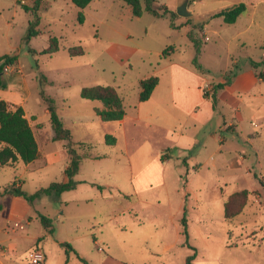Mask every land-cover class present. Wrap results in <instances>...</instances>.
<instances>
[{"label": "rangeland", "instance_id": "obj_1", "mask_svg": "<svg viewBox=\"0 0 264 264\" xmlns=\"http://www.w3.org/2000/svg\"><path fill=\"white\" fill-rule=\"evenodd\" d=\"M35 1L0 0V58L18 56L17 64L4 71L7 90L26 100L25 111L41 146L53 134L41 91L52 98L74 144L84 143L92 148L90 153L104 157L99 162L83 160L75 181L91 179L112 188L100 201L93 198L99 192L89 185L65 192L57 201H26L27 209L15 218V196H0V264H32L30 256L38 252L43 264H83L74 253H66L65 244L89 264H185L194 254L189 246L197 254L193 264H264V128L260 115L252 117L263 103L248 98L245 120L235 134L222 131L230 115L225 109L202 123L184 113L170 115L165 110L170 106L171 72L162 56L176 47L178 63L202 72L193 64L197 54L191 33L201 47L198 65L205 68V78L233 79L251 61L263 71L264 0H156L176 14L188 3L191 15L175 19L181 29L148 12L134 17L122 0H92L84 10L71 0H44L39 12L42 34L26 41L34 18L25 6L32 8ZM241 3L247 11L236 24L213 18ZM81 11L83 24L78 20ZM51 37L58 38L62 48L53 56L43 55ZM78 46L85 54L70 57L67 49ZM121 48L134 53H122ZM153 76L162 85L150 102L140 103V81ZM94 86L117 90L124 101V121L103 122L95 114L102 104L81 97L84 88ZM187 90L194 91L191 83ZM108 135L116 145L106 144ZM218 137L228 140L220 153ZM57 148L60 143L54 141L48 149ZM63 163L45 165L42 156L28 171L25 164L0 167V189L13 186L17 178L27 194L63 183ZM242 190L248 193L243 212L228 221L225 203ZM85 197L94 202H85ZM40 215L53 220L54 235H46Z\"/></svg>", "mask_w": 264, "mask_h": 264}, {"label": "trees", "instance_id": "obj_2", "mask_svg": "<svg viewBox=\"0 0 264 264\" xmlns=\"http://www.w3.org/2000/svg\"><path fill=\"white\" fill-rule=\"evenodd\" d=\"M44 0H36L34 6L29 8L25 6V10L31 12L34 21L30 24L27 36L25 40H31L32 38L38 37L42 34L39 29L40 25V8ZM72 3L81 10L87 8L92 0H71ZM127 4L132 11L134 17L140 18L145 12L150 13L156 18H167L170 20L171 27L173 29H181L175 25V19L178 17L177 14L167 7H159L156 0H122ZM247 11V6L245 4H238L231 8H227L213 15V18L223 19L226 25H234L238 19ZM78 20L81 24L85 21V16L83 11L79 13ZM188 37L192 42H194L196 48L197 57L194 59L193 64L196 65L200 71H202L201 66L198 65V56L200 54V45L194 38L193 34H188ZM62 48V45L58 38L51 37L49 40V46L42 51L43 55L53 56L57 54ZM264 50V46L262 47ZM175 51V48L169 47L163 52V57H168ZM70 57H79L85 54L82 47H71L67 49ZM30 53L36 54L34 51ZM18 62V56H4L0 58V90L8 89V81L4 76V71L7 67L15 66ZM256 66V63H253ZM44 78V77H43ZM45 79V78H44ZM159 78L156 76L150 77L148 79L142 80L140 82L141 93L139 95V102L144 103L150 100L156 87L159 85ZM231 84V79H227L225 84H219L213 88V92H205V97L211 99L214 110L217 106V93L218 91L224 89L226 86ZM41 96L44 102L47 104V109L50 114L51 125L54 131L53 140L56 142L64 141L67 142L66 145V159H68V167L65 170V175L68 178L67 183H53L48 188L41 189L34 194L25 193L21 187H16L15 185L6 187L0 190V196L12 195L15 197H21L30 204H34L36 201L40 200L42 197H51L55 201L59 200L61 195L65 192L73 191L77 188L78 182L75 181V177L80 171V166L83 160L92 158V153H90L92 148L84 143L74 144L71 131L68 130L63 120L59 117L55 101L45 96L44 92L41 91ZM81 97L90 101H98L102 104L101 107L95 109V114L103 122H121L126 116V110L124 107V101L119 95L116 89L113 87L105 86H94L90 88H84L81 91ZM15 108V109H14ZM117 140L108 135L106 136V144L113 146L116 145ZM0 145L2 148L0 150V167H8V165H13L18 162L23 164H31L41 160L42 153L39 151L38 143L36 141L34 131L31 127L30 122L26 118L24 109L20 106L11 107L9 104L0 100ZM87 149L89 153L79 154L76 148ZM94 187L103 190L104 188L95 184ZM129 198V197H126ZM248 193L243 190L231 195L224 206V216L228 221L233 220L239 216L247 203ZM39 219L46 232V235H54L55 229L53 220L47 216L40 215ZM182 225L184 228V235L186 236V243L188 244V231H187V220L183 218ZM40 240H44L41 238ZM69 252L74 253L80 262L83 264H89L83 260L75 249L69 245L65 244ZM190 249L194 251V254L186 259L185 264H193L197 258V254L191 246ZM68 261H66L67 263Z\"/></svg>", "mask_w": 264, "mask_h": 264}, {"label": "crops", "instance_id": "obj_3", "mask_svg": "<svg viewBox=\"0 0 264 264\" xmlns=\"http://www.w3.org/2000/svg\"><path fill=\"white\" fill-rule=\"evenodd\" d=\"M174 48H175V51L171 53V55L168 56L166 59V61H169L168 70L171 72L168 78L169 79V84H168L169 91L167 92L168 95L171 97L170 106L166 107L167 110L164 109L165 111L168 112V114L180 116L181 113L182 114L184 113L186 116L189 115L193 117L195 122L197 121L199 123H202V122H206L208 119L213 118L214 115H216V113L220 112L222 109H225L226 112H230V115L227 114L229 117L228 119H225L223 123L224 127L222 131L231 130V132L235 134L236 133L235 127H237L240 130V124L243 123L245 120L243 117V108H244V111L248 109V105H247L248 98H254L256 100L259 99L261 103L263 104L262 106H260V108H258L259 113L255 112L252 117H255L256 114L260 115L261 125L264 128V63L263 61L261 63L263 67V71H260L259 65L254 66L253 61H251V64L247 68L243 69L242 71H239L237 75H235V77L231 79V84L226 86L224 89L220 90L221 92L219 91L217 93L218 102H217L216 109L214 110L212 102L208 98L205 97L204 93L205 91L212 93L213 88L215 86L219 84H225L228 78L225 79L222 76L219 79L205 78L206 75L203 73L205 68L202 67L203 71L199 72V71L193 70L192 68L187 67L186 65H183L182 63H178L175 59H177L176 57L178 55L179 50H177L176 47ZM121 51L122 53L124 52L125 54H130V55L134 53V50L127 49V48L125 49L121 48ZM234 65L235 63L233 64V66ZM229 69L230 67L228 68V70ZM225 74H228V71L225 72ZM189 83L193 85L194 91L192 92H189L187 90V85ZM161 85H162V80L160 79L159 85L156 87L155 91L153 92L152 97L150 98L149 101L144 102V103H148L154 98L156 91L159 89ZM0 100H4L9 104L22 107L24 109L26 118L28 119V115L25 111L26 100L21 98V96H19L17 93L14 94L13 91L11 90H7L5 92L0 91ZM159 103L160 101L158 102V104ZM162 103L164 104L165 101H162ZM159 107H161V105ZM46 113L49 114L48 109L46 110ZM225 118H226V115H225ZM31 127L33 129L32 125ZM33 131H34L36 141L38 143L39 151L43 154V157L45 159V165H52L58 162H62V163L64 162L63 170L65 171L66 168L68 167V162L64 161V158H66L65 142L59 141L60 143L59 149L57 148L54 150H49L48 149L49 145L52 142H54L53 140L54 131H53V134H50V137L47 135V133L45 134L47 137H49V139H46L47 141L43 146H41L39 139L37 137V134H36V131L38 130L33 129ZM217 140L222 143L219 146L218 151H217L220 153L223 149H225V144L227 143L228 140H226V138H223V137H218ZM229 140L231 141L233 139L231 138ZM89 159L90 161L99 162V161H102L104 157L92 155V158H89ZM244 161L245 159H242V162ZM37 162L31 163L28 165L25 164L23 166L24 170L28 171L31 167L33 166L35 167V165H37L36 164ZM228 163L230 164V166L234 165V159L229 160ZM13 165L8 166V167L13 168V169H18L21 165H23V163L18 162ZM200 166L201 168H203L205 166V163L204 165L202 164ZM81 171H82V165L80 166V171L77 176H79ZM67 182H68V178L66 177L63 183H67ZM77 182L79 183V185L74 191H78V189H80L82 185H89L92 187V184H95V185L103 187L104 189L100 190L98 189V187L93 186V188H95L99 192V195L96 194L93 197V198H96L97 201L107 199L105 193L107 189L112 188L111 185H104L102 183H98V181L91 180V179L79 178L77 179ZM133 184H135L136 186V181H133ZM13 185H15L17 188L18 187L22 188L21 179L17 178L15 183H13ZM136 192L138 193V188H136ZM124 197L126 198L129 196H124ZM85 202L93 203L94 199H90V197H85ZM12 203L13 204H12L11 215L13 217L15 215L17 216L21 215L22 212L26 210L28 207L26 204V200H24L21 197H14ZM107 261L110 264H121L120 262H117L115 260H107Z\"/></svg>", "mask_w": 264, "mask_h": 264}, {"label": "built area", "instance_id": "obj_4", "mask_svg": "<svg viewBox=\"0 0 264 264\" xmlns=\"http://www.w3.org/2000/svg\"><path fill=\"white\" fill-rule=\"evenodd\" d=\"M31 263L32 264H43L44 263V257L42 256V253H33L30 256Z\"/></svg>", "mask_w": 264, "mask_h": 264}, {"label": "water", "instance_id": "obj_5", "mask_svg": "<svg viewBox=\"0 0 264 264\" xmlns=\"http://www.w3.org/2000/svg\"><path fill=\"white\" fill-rule=\"evenodd\" d=\"M177 15L180 17H189L191 12L188 10V3L183 4L181 8H179Z\"/></svg>", "mask_w": 264, "mask_h": 264}]
</instances>
